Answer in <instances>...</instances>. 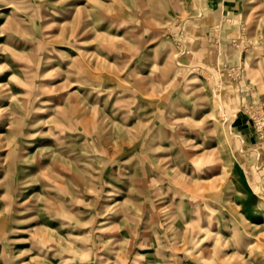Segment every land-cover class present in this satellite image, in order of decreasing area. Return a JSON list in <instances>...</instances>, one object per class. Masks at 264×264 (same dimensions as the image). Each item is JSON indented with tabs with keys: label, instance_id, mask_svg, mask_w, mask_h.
Masks as SVG:
<instances>
[{
	"label": "rangeland",
	"instance_id": "374dc122",
	"mask_svg": "<svg viewBox=\"0 0 264 264\" xmlns=\"http://www.w3.org/2000/svg\"><path fill=\"white\" fill-rule=\"evenodd\" d=\"M202 3L0 0V264H264V0Z\"/></svg>",
	"mask_w": 264,
	"mask_h": 264
},
{
	"label": "crops",
	"instance_id": "0c3cea01",
	"mask_svg": "<svg viewBox=\"0 0 264 264\" xmlns=\"http://www.w3.org/2000/svg\"><path fill=\"white\" fill-rule=\"evenodd\" d=\"M203 1H206V3H202L201 4V11L200 13H202V16L201 17H198L197 20L199 19H202L201 21H207L208 19L211 20L212 24L213 25H216V24H219L218 22L220 21H213V16L216 14V9L217 6H216V3H217V0H203ZM236 15L235 17L233 18V20L231 22H236ZM204 24V23H203ZM201 24V25H203ZM205 32V31H203ZM206 36H209V34H207Z\"/></svg>",
	"mask_w": 264,
	"mask_h": 264
},
{
	"label": "bare ground",
	"instance_id": "6f19581e",
	"mask_svg": "<svg viewBox=\"0 0 264 264\" xmlns=\"http://www.w3.org/2000/svg\"><path fill=\"white\" fill-rule=\"evenodd\" d=\"M78 7H79V6H77L76 8H72V9H73V10H78Z\"/></svg>",
	"mask_w": 264,
	"mask_h": 264
}]
</instances>
